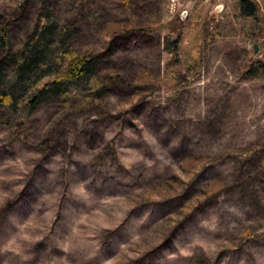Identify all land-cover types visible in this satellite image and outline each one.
<instances>
[{
	"label": "rangeland",
	"instance_id": "rangeland-1",
	"mask_svg": "<svg viewBox=\"0 0 264 264\" xmlns=\"http://www.w3.org/2000/svg\"><path fill=\"white\" fill-rule=\"evenodd\" d=\"M255 1L248 17L241 0H175L169 15L166 0H52L75 50L103 54L124 86L43 105L15 132L0 111V264H264ZM38 10L0 0L13 49ZM173 22L200 52L194 75L166 45ZM169 71L179 80L160 83Z\"/></svg>",
	"mask_w": 264,
	"mask_h": 264
},
{
	"label": "trees",
	"instance_id": "trees-1",
	"mask_svg": "<svg viewBox=\"0 0 264 264\" xmlns=\"http://www.w3.org/2000/svg\"><path fill=\"white\" fill-rule=\"evenodd\" d=\"M14 1L20 11L33 3L38 4L39 10L35 25L18 49L12 47L7 24L0 21V111L1 123L8 129L15 132L18 127H27L31 116L43 105L68 104L73 100L93 105L113 86H124L123 78L116 72L103 73V54L87 50L81 55L75 50L76 31L59 21L52 0ZM166 5L169 15L170 0H166ZM240 6L248 17L259 12L255 0H241ZM182 28L171 23L165 42L175 59L180 63L183 58L187 72L194 75L201 65L200 52L191 58L193 50L180 48L184 37L182 31H175ZM180 75L179 71L166 72L160 83L172 85Z\"/></svg>",
	"mask_w": 264,
	"mask_h": 264
},
{
	"label": "built area",
	"instance_id": "built-area-1",
	"mask_svg": "<svg viewBox=\"0 0 264 264\" xmlns=\"http://www.w3.org/2000/svg\"><path fill=\"white\" fill-rule=\"evenodd\" d=\"M173 1H174V3L171 4V6H172V10H175L176 4H175V0H173Z\"/></svg>",
	"mask_w": 264,
	"mask_h": 264
},
{
	"label": "water",
	"instance_id": "water-1",
	"mask_svg": "<svg viewBox=\"0 0 264 264\" xmlns=\"http://www.w3.org/2000/svg\"><path fill=\"white\" fill-rule=\"evenodd\" d=\"M255 52H256V53L258 52V48H257V46H255Z\"/></svg>",
	"mask_w": 264,
	"mask_h": 264
}]
</instances>
